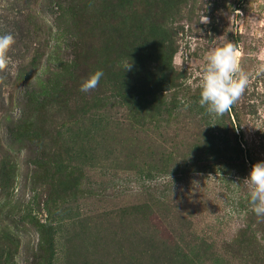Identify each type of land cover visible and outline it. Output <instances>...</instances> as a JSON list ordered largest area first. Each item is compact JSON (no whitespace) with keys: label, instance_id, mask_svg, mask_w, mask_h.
<instances>
[{"label":"rangeland","instance_id":"rangeland-1","mask_svg":"<svg viewBox=\"0 0 264 264\" xmlns=\"http://www.w3.org/2000/svg\"><path fill=\"white\" fill-rule=\"evenodd\" d=\"M9 33L0 264H264L233 184L264 161V0H0ZM229 42L248 83L213 118L200 73Z\"/></svg>","mask_w":264,"mask_h":264},{"label":"clouds","instance_id":"clouds-1","mask_svg":"<svg viewBox=\"0 0 264 264\" xmlns=\"http://www.w3.org/2000/svg\"><path fill=\"white\" fill-rule=\"evenodd\" d=\"M202 23H208L206 16L202 18ZM14 44L12 34L0 35V72L9 69L11 65L10 74H14L16 65L8 55ZM205 61L198 83V104L209 116L222 117L243 95L248 76L240 67L239 51L231 42L210 49L205 55ZM103 75V71L97 70L82 81L79 90L83 93L95 90ZM233 184L237 187L243 184L251 211L258 217H264V161L255 163L242 183Z\"/></svg>","mask_w":264,"mask_h":264},{"label":"trees","instance_id":"trees-1","mask_svg":"<svg viewBox=\"0 0 264 264\" xmlns=\"http://www.w3.org/2000/svg\"><path fill=\"white\" fill-rule=\"evenodd\" d=\"M237 148H239V142L236 143ZM249 158V156H248ZM251 161V159H249Z\"/></svg>","mask_w":264,"mask_h":264}]
</instances>
